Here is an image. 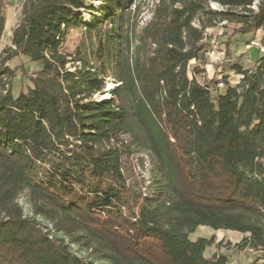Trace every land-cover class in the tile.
<instances>
[{"label":"trees","instance_id":"obj_1","mask_svg":"<svg viewBox=\"0 0 264 264\" xmlns=\"http://www.w3.org/2000/svg\"><path fill=\"white\" fill-rule=\"evenodd\" d=\"M81 10L24 0L0 52V264H228L198 227L243 234L264 264V52H234L256 32L264 48V0H158L141 27L136 1ZM219 23L234 25L220 77L199 81L189 62L207 64ZM17 56L40 69L14 96Z\"/></svg>","mask_w":264,"mask_h":264},{"label":"rangeland","instance_id":"obj_2","mask_svg":"<svg viewBox=\"0 0 264 264\" xmlns=\"http://www.w3.org/2000/svg\"><path fill=\"white\" fill-rule=\"evenodd\" d=\"M119 0H86V5L92 7V10H81L80 16L85 22H91L99 17L100 13L105 10L108 6H114L115 2ZM121 3L125 4L127 1H136L139 4V13H138V21L139 27H141L146 21L150 18L151 9L156 4L158 0H120ZM210 8L219 10L220 6L215 3L209 4ZM234 25L229 23H219L215 28H210L206 30L208 34L207 41L212 44V48H210L209 52L206 54V63L205 66L199 64L196 61H190L189 66L194 67L198 66L199 69H204L203 73H200L198 76V80L202 81V79H211L215 76H219L220 63L224 58V45L219 44L220 41L225 39L233 29ZM82 32L80 29L72 30L66 37L64 43V49L67 51H72L77 45L79 38L81 37ZM261 32H256L255 40L249 45L244 46L240 45L238 48L234 49L236 55L244 54L246 60H250V58L254 59L257 54V47L260 51L264 52V48L261 47L259 37ZM210 37V38H209ZM249 36L243 37L241 40H248ZM9 44V35L4 33L1 41H0V52L2 49ZM256 47V48H255ZM249 62V61H248ZM4 66L8 67L12 71V75L6 77L4 80L7 82L6 89H10L11 93L14 96L19 94L20 90H25L26 86H31V79L34 76V73L40 69V64L35 62H30L27 58L22 56H17L9 60ZM239 77L234 75L233 73L229 74L230 83H236ZM112 87L111 82L109 81L107 84V89ZM221 87V85L219 86ZM104 96H96L97 99L105 98ZM145 169H141L140 167H135V172L140 174L144 179H147V163H145ZM264 168V165H263ZM19 204L23 207V211L25 215L29 214V208L26 202L24 201V197L19 199ZM199 237L211 238L214 237V245L207 248L205 251V256L210 257L213 254H224L227 257L228 264H247L254 261L257 257H259V252H250V248L239 247L242 242L243 234L238 232L231 231H223L218 230L214 231L208 227H198L193 233L189 235L190 240H196ZM72 250L76 252L80 257H85V253L79 251L77 248L72 247ZM98 264H108L106 262H98Z\"/></svg>","mask_w":264,"mask_h":264},{"label":"crops","instance_id":"obj_3","mask_svg":"<svg viewBox=\"0 0 264 264\" xmlns=\"http://www.w3.org/2000/svg\"><path fill=\"white\" fill-rule=\"evenodd\" d=\"M16 1L11 0V4L6 7L5 10V26H4V33L10 35L12 29L16 25V20L18 16V9L15 7Z\"/></svg>","mask_w":264,"mask_h":264},{"label":"built area","instance_id":"obj_4","mask_svg":"<svg viewBox=\"0 0 264 264\" xmlns=\"http://www.w3.org/2000/svg\"><path fill=\"white\" fill-rule=\"evenodd\" d=\"M16 1V4H15V7L18 9V11L17 12H19V10L21 9V6H22V4H23V1L24 0H15ZM18 14V13H17ZM4 35V34H3ZM8 35V34H7ZM3 37V36H2ZM2 39V38H1ZM221 84H219V86H220ZM250 252H253V250L252 249H250Z\"/></svg>","mask_w":264,"mask_h":264},{"label":"bare ground","instance_id":"obj_5","mask_svg":"<svg viewBox=\"0 0 264 264\" xmlns=\"http://www.w3.org/2000/svg\"><path fill=\"white\" fill-rule=\"evenodd\" d=\"M105 98H108V96L106 95V97Z\"/></svg>","mask_w":264,"mask_h":264}]
</instances>
